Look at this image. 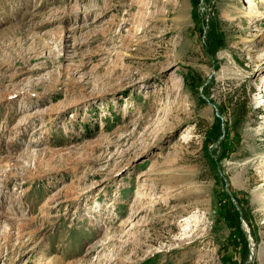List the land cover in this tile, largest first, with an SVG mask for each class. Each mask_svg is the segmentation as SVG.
Listing matches in <instances>:
<instances>
[{"label": "rangeland", "instance_id": "obj_1", "mask_svg": "<svg viewBox=\"0 0 264 264\" xmlns=\"http://www.w3.org/2000/svg\"><path fill=\"white\" fill-rule=\"evenodd\" d=\"M0 264H264V0H0Z\"/></svg>", "mask_w": 264, "mask_h": 264}]
</instances>
